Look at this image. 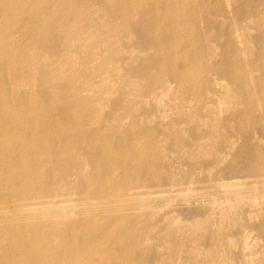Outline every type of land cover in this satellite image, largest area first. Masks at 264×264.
<instances>
[{"label":"rangeland","instance_id":"obj_1","mask_svg":"<svg viewBox=\"0 0 264 264\" xmlns=\"http://www.w3.org/2000/svg\"><path fill=\"white\" fill-rule=\"evenodd\" d=\"M191 2L196 12L184 23L182 37L187 33V40H197L195 49L205 72L193 86L179 77L192 57L168 65L162 52L145 48L143 44L150 40L147 35L133 34L122 27L124 22L76 1L71 6L82 15V26L74 24L71 31L67 25L63 30V23L58 25L55 33L61 56H55L46 43L30 42L24 32L9 42L17 47L8 59L9 84L16 96L26 97L36 119L39 90L44 88L58 101L67 98L85 112L80 127L100 143L118 145L128 133L141 136L128 147L160 150L153 158L162 173L184 183L174 185L169 193H162L164 188L157 183L133 205L140 209L132 215H147L137 220L141 237L146 238L143 256L132 263L264 264V122L256 124L249 115L255 105L257 116L264 118V0ZM247 2L256 8L250 15L237 14ZM60 4L45 0L28 10L39 16L49 13L51 19L66 18L68 8ZM212 5L223 15L216 16ZM40 29L35 33L43 39ZM38 54H42L40 59ZM34 59L37 71L31 68ZM233 71L239 72L236 81L231 79ZM240 80L245 81L244 93ZM72 146L89 154L101 150L80 141ZM184 147L190 151H177ZM113 152L124 157L118 150ZM133 165L140 168L136 161ZM235 168L241 172L234 173ZM49 171L43 173L54 174ZM182 175L188 178L182 180L178 177ZM24 178L37 180L44 188L51 182L58 205L78 212L74 207L79 197L65 192L57 177ZM116 180L106 181L87 168L75 183L113 185ZM124 181L130 183L128 178L115 183ZM75 215L72 220L78 219ZM57 223L47 219L43 224L52 227Z\"/></svg>","mask_w":264,"mask_h":264},{"label":"bare ground","instance_id":"obj_2","mask_svg":"<svg viewBox=\"0 0 264 264\" xmlns=\"http://www.w3.org/2000/svg\"><path fill=\"white\" fill-rule=\"evenodd\" d=\"M44 1L0 0V264H135L131 260L143 256L142 244L146 240L141 237L137 220L147 214L132 215L130 212L140 209H134L133 205L139 204L141 196L147 194L144 191L157 183L164 188L162 193H169L171 187L184 183L171 181L162 173L159 162L153 158L160 150L128 147L129 142L141 136L128 133L118 145L100 143L95 135L80 127L85 112H80L67 98L58 101L47 89L39 90L38 119L33 117L29 101L16 96L9 84L8 59L11 50L17 49L9 42L17 33L24 32L30 42L46 43L55 56H61V42L55 33L58 25L63 23V30L67 25L71 31L74 24L82 26V15L71 3H89L100 15L124 22L122 27L133 34L147 35L150 40L143 45L148 50L162 52L166 64L175 65L184 57H192L191 64L179 74L192 85L205 74L201 69L204 64L195 49L197 40H187V33L183 38L182 28L193 18L196 5L191 0H167L163 4L156 0H59L61 7L68 8V16L56 20V17L49 18V13L39 16L28 10L36 5L40 7ZM255 8L254 3L247 2L237 14L250 15ZM211 9L218 17L223 15L217 5ZM36 28H41L43 39L37 37ZM41 55L36 58L40 59ZM31 68L34 71L39 68L35 59ZM238 73L231 72V79L238 77ZM240 81L244 93L245 81ZM251 106L249 115L253 122L263 124L264 118L257 116V106ZM74 141L87 142L101 150L90 154L78 152L72 146ZM168 142L172 141L168 139ZM111 149L124 153V157L116 156ZM177 151L184 154L190 149L184 147ZM78 155L85 161H80ZM87 168L102 174L106 181L128 178L130 183L116 184L117 180L113 185L96 186L93 181L75 183ZM47 169L54 174L45 175L43 172ZM232 171L241 172L239 168ZM25 175L57 177L65 192L79 197L74 207L78 212L58 205L57 197L51 193L54 187L51 182L44 188L37 180L25 179ZM178 177L185 180L188 175ZM74 213L77 220H72ZM47 219L58 223L45 227L43 223ZM36 220L39 222L35 223ZM52 241L58 243L53 245Z\"/></svg>","mask_w":264,"mask_h":264}]
</instances>
